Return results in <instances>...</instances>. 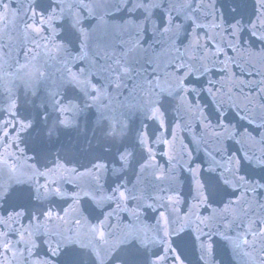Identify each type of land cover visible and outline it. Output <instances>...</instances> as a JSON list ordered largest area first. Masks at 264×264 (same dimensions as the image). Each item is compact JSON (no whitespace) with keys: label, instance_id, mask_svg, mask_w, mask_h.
Wrapping results in <instances>:
<instances>
[{"label":"water","instance_id":"1","mask_svg":"<svg viewBox=\"0 0 264 264\" xmlns=\"http://www.w3.org/2000/svg\"><path fill=\"white\" fill-rule=\"evenodd\" d=\"M262 230L264 0H0V264H264Z\"/></svg>","mask_w":264,"mask_h":264},{"label":"snow or ice","instance_id":"2","mask_svg":"<svg viewBox=\"0 0 264 264\" xmlns=\"http://www.w3.org/2000/svg\"><path fill=\"white\" fill-rule=\"evenodd\" d=\"M121 196H123V194H121ZM201 223H204V221H201ZM225 227H227V225H225ZM262 231H264V230H262ZM245 243H247V241H245Z\"/></svg>","mask_w":264,"mask_h":264}]
</instances>
